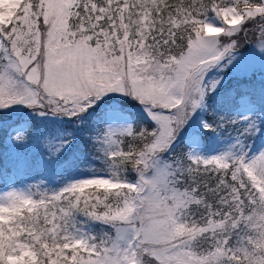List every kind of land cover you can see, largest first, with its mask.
Returning a JSON list of instances; mask_svg holds the SVG:
<instances>
[{
    "label": "snow or ice",
    "instance_id": "1",
    "mask_svg": "<svg viewBox=\"0 0 264 264\" xmlns=\"http://www.w3.org/2000/svg\"><path fill=\"white\" fill-rule=\"evenodd\" d=\"M0 264H264V0H0Z\"/></svg>",
    "mask_w": 264,
    "mask_h": 264
}]
</instances>
